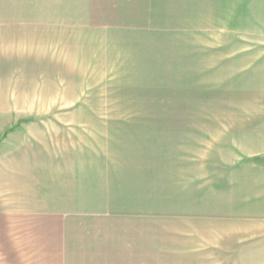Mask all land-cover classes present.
Here are the masks:
<instances>
[{
    "label": "rangeland",
    "instance_id": "obj_1",
    "mask_svg": "<svg viewBox=\"0 0 264 264\" xmlns=\"http://www.w3.org/2000/svg\"><path fill=\"white\" fill-rule=\"evenodd\" d=\"M72 40L86 76L61 77L59 101L73 106L38 114L118 119L102 138L149 183L151 263L160 247H257L264 0H86L85 37Z\"/></svg>",
    "mask_w": 264,
    "mask_h": 264
},
{
    "label": "crops",
    "instance_id": "obj_2",
    "mask_svg": "<svg viewBox=\"0 0 264 264\" xmlns=\"http://www.w3.org/2000/svg\"><path fill=\"white\" fill-rule=\"evenodd\" d=\"M85 30L86 0H0V264H152L149 183L102 138L118 119L38 114L73 106L61 77L86 76L69 46ZM263 238L160 247L156 260L264 264Z\"/></svg>",
    "mask_w": 264,
    "mask_h": 264
}]
</instances>
